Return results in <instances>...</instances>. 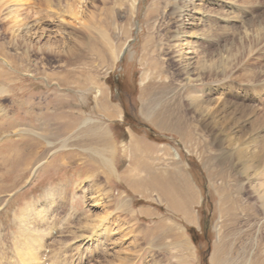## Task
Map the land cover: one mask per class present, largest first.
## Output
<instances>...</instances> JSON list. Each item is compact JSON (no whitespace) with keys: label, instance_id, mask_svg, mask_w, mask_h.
I'll return each mask as SVG.
<instances>
[{"label":"rangeland","instance_id":"rangeland-1","mask_svg":"<svg viewBox=\"0 0 264 264\" xmlns=\"http://www.w3.org/2000/svg\"><path fill=\"white\" fill-rule=\"evenodd\" d=\"M47 1L0 0V47L9 54L20 53L13 47L18 29L52 13L35 34H25L38 53L22 63L30 71L14 70L0 57V112L7 117L0 138H9L0 141V153L29 138L18 130L33 125L40 133L39 121L56 122L61 116L51 108L61 96L62 112L104 125L116 167L112 161L108 181L99 168L74 171L83 168L78 160L46 171L52 160L66 161L67 152L80 149L69 142L61 148L59 140L45 146L42 166L0 211L4 227L13 228L15 216L34 201V213L56 219L50 246L71 254L64 255L68 264L79 259L77 244L81 264H264V0H83L77 17L69 13L71 0ZM186 63L201 70L189 82ZM1 69L10 72L9 83ZM63 77L68 85L60 88ZM46 91L52 96L44 111L36 105L45 106ZM29 95L34 106L20 105ZM95 99L116 117L98 116ZM145 168L172 171L174 183L182 172L192 222L148 186L133 191L121 181L125 171L144 177ZM11 243L8 237L9 249L0 254L8 264L17 262Z\"/></svg>","mask_w":264,"mask_h":264},{"label":"bare ground","instance_id":"bare-ground-1","mask_svg":"<svg viewBox=\"0 0 264 264\" xmlns=\"http://www.w3.org/2000/svg\"><path fill=\"white\" fill-rule=\"evenodd\" d=\"M185 1H187V0H185ZM189 1L190 0H188V2ZM47 2L49 3V1H47ZM69 3H70L69 7L71 9V10H69V13L72 14L74 17H77L79 15V11L82 8L81 6L83 3V0H71V2H69ZM194 10H196V9H194ZM203 10H204V8H203ZM49 13H50L49 11H46L45 16H42L41 20H43L44 17L46 18L47 16H49ZM50 14L52 15V13H50ZM187 15L188 16L191 15L190 11L187 12ZM30 18L31 17L28 16L26 18V20H28ZM189 19L191 20V22L196 21V20L201 21L199 18H195L193 16H190ZM41 20H38V21L41 23ZM33 22H35V23H33V24L31 23L30 26H29V24H28V26H25L26 27L25 31H19V29L17 31L18 33H17L16 37L18 36L17 37L18 39L16 38L17 39V40H15L16 44L13 45V47H15L16 50L17 49L20 50V53H18L16 55L9 54L8 52L4 51L3 47H0L1 60H3V62L6 65H9L14 70L18 69L19 71H21V70L22 71H30V69L28 67H24L22 65V63L27 62V59L29 57H31V55L37 56V54H38L34 49H29L30 48L29 47L30 45L28 44L29 40L26 37V35L30 36L31 34H35V32L31 33V31L39 28L40 23L36 22V21H33ZM42 22H44V21H42ZM25 24H26V22L23 25H25ZM23 25H21V26H23ZM178 30H179V28H178ZM40 50H41V48H40ZM41 52H44V51L41 50ZM75 60H79V59L77 58ZM202 66H203V64H202ZM190 68H191V70H190ZM183 70H184V73L186 74V76L188 78V82L190 81L189 77L193 75V71L197 70L198 72H201V70L190 67V63H186L183 66ZM1 71L4 74L3 79L8 80V83H9V81H11V78H12L10 72L9 73L6 72L5 69H3V70L1 69ZM47 76H45V77H47ZM0 77H1V75H0ZM197 78L201 79L199 76H197ZM15 82H16V80H15ZM56 84L60 88L66 87L68 85L66 82V79H64V77L58 78ZM45 93H46V95L44 94L42 96V98H45V100H43V102H44L43 104H45V106L43 107L42 103H37V105H36L44 111L49 109L48 105L51 102L50 96H52V94L49 95L48 91H46ZM24 99H25V96H24ZM32 99H33V97L29 95L27 97V100H25V101H21L22 99L21 100L19 99L22 102V103L21 102H19V103H20V105H23V103L29 104V106L32 108V106H34V105H32V102H31ZM33 101H34V99H33ZM54 101H55L56 105L53 103L54 105H53V108H51L52 109L51 113L55 112L57 114V118H58V116H61L60 118H58V120L56 122H52V123L50 122V123H48L47 126H44V124L38 120L40 123V126H39L40 131H41L40 133L35 130L33 125H31V127H30L32 130H29V131L27 129H24V131L18 130L19 136L28 135L29 138H27L26 141L21 142L19 144L18 148L11 151L10 153H7V154H5L4 152L0 153V197H1L0 211L7 205L9 198L13 194L11 192L14 191L15 189H17L18 187H20L21 185H23L24 183H27L34 176L36 171L42 166L41 161L44 158L43 153L44 152L46 153L45 146L48 145V147H50L57 140H59L60 142H63V145L61 146V148L67 146V143L69 142V144H68L69 146L77 147L80 149V151H76L74 153L71 151L67 152L65 154L66 161H62L63 159L62 160L60 159V160H58L57 164H56L57 160H55V159L52 160L53 164H51L49 167H47L45 169L46 171H52V167H54L55 165H58L59 167H61V165H65L67 167L68 165L75 164V161L78 160L80 162L76 163V165H80L83 168H80L79 170L75 169L74 171H80V173L85 171V173H83V174H86L87 172L89 173V171H95V168H97V169L99 168L102 171L103 177L105 176V178L108 181L111 179V177L113 176V174L115 172L112 170V161H113L112 157H113V152H114V142L112 141V138L108 134L106 129L103 128L104 125H101L102 123H97V122L85 123L84 117H81L79 115H76L73 117V115L70 111L62 112L63 111L62 110V107H63L62 103L64 105V98L61 96L59 98H57V100H54ZM56 101H58L61 104H59ZM95 101L97 102V114H98V116L105 118L107 120L116 117V112L114 111L115 109H113V108L109 109L102 99H99V100L95 99ZM36 106H35V108H37ZM30 107H27V106L23 107L28 118H29V116L33 115V113H30ZM45 113H47V112H45ZM5 115L6 114H3L2 112H0V132L2 134L5 133V130H7L6 129L7 117ZM52 115H54V114H52ZM44 117H45V115L43 114L42 119ZM55 118L56 117H54V119ZM62 119H64V121ZM45 120H47V119H45ZM50 121H52V119ZM13 127L14 126L12 125L11 129ZM3 136H1L0 141L9 140V138H7V136H5L3 139L2 138ZM174 156L177 157L176 152H174ZM113 163H114V161H113ZM114 165L116 167V163H114ZM145 169H146V171H142L144 173V177H141L140 174H137L138 173L137 171H125V172H123L121 175V181H123V183H125L127 185V187L133 191L140 190V188H144L143 190H146V187L148 186L150 188L149 190H154V192L159 195L160 199L167 203V207L170 210L181 215L187 222H189V223L192 222L193 216L190 215V213L188 212V210L186 208L189 200H192V199H189V195H190L189 192L191 189L189 188L187 178L185 176H183L182 172L179 173V171H177L179 173V175H178V179L176 180V183H174V180L176 179V177L172 171L167 173L169 175L168 176V175H163L161 173L154 172V170H151L150 168H148V169L145 168ZM131 170H133V168ZM134 170H135V167H134ZM87 175H88V176H86L87 179L93 178V179H91V182L95 181V175H89V174H87ZM141 175H143V174H141ZM179 186H181V188ZM177 188H179V190H181V191L177 190ZM176 190L180 193V197H179L180 200L178 199L179 200L178 202L175 199V198H177L176 195H175V197L173 196V191L176 192ZM2 193H4L5 195H2ZM84 198H85V195H84ZM62 199H64V197L61 198L60 203L62 205H64L65 203L62 202ZM31 202H27L26 208H22L21 211L19 212V214L17 216H15V219L13 220V222H15V224H14L13 228L4 227V225L0 222V254H3L4 251L7 252V250L9 249V247L7 245V238L10 237L11 242H12L11 244L13 247L12 252H14L16 254L15 258H16L17 262L16 261L14 262V260H13V262H11L9 260L11 262L9 264H68L69 261H65V257H64V255L67 256V254H64V255H63V253L60 254L61 253L60 248H58V250L56 252L55 251L56 249L53 250V249H51L52 247L50 246L51 243L55 242V240H54L55 237L52 235L54 232L53 230H55V227H54L55 225H52V224H54V223H52L53 219H55L54 216L52 219V216L46 215L45 213H43L41 211L43 213V216L40 217V219H37V221L39 220V222L36 223L35 218H38L39 214L41 212L40 213H38V212L34 213L33 212L34 207L32 205L34 201H31ZM55 202H57V201H55ZM52 205H54V204H52ZM56 205H58V204H56ZM69 210H71V209H69ZM47 214H48V212H47ZM66 216H67V214H66ZM59 220H61V219H59ZM70 220H71V218H70ZM56 223H58V221H56ZM6 228L8 229L9 232L8 231L5 232ZM63 232H64V230H63ZM60 233H62V232H60ZM70 236H73V234H71ZM67 238H68V236H67ZM67 238L65 240H67ZM72 238H70V239L73 240L74 238L73 239ZM77 238L81 239L82 236H77ZM174 238L177 241L178 245L181 246V248H183L184 250L189 249L188 244H186L185 240L180 235L175 234ZM65 240H63V243ZM11 244H9V245H11ZM59 245H60V243H59ZM81 248L82 247L80 244H77L75 249L70 248V249L75 250L76 256H77V258H79L77 261H76V259H74V261H76V263L74 262L73 264H81L82 259L80 260V257L82 258V256H83V255H81ZM77 249H78V251L76 252ZM84 249L85 248H83V251H84ZM62 250H64V249H62ZM88 250H89V248H88ZM68 253H69V251H68ZM6 256H8V254ZM2 257L0 258V264H8V263H5L6 259L4 260ZM8 257H11V256H8ZM67 257L72 258L73 256H71V254H70V256H67ZM67 257H66V259H67ZM2 259L4 260V262H2ZM46 261H47V263H46ZM70 261H72V260H70ZM212 261H213V259H212ZM214 261H216V260H214Z\"/></svg>","mask_w":264,"mask_h":264}]
</instances>
